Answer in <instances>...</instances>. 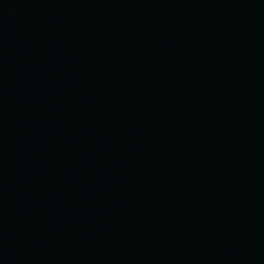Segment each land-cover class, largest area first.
I'll use <instances>...</instances> for the list:
<instances>
[{
  "label": "water",
  "instance_id": "1",
  "mask_svg": "<svg viewBox=\"0 0 264 264\" xmlns=\"http://www.w3.org/2000/svg\"><path fill=\"white\" fill-rule=\"evenodd\" d=\"M0 264H264V0H0Z\"/></svg>",
  "mask_w": 264,
  "mask_h": 264
}]
</instances>
